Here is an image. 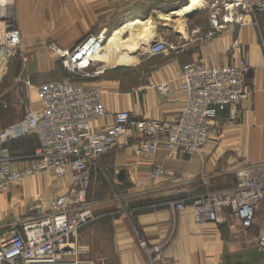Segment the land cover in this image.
<instances>
[{
  "label": "crops",
  "instance_id": "crops-1",
  "mask_svg": "<svg viewBox=\"0 0 264 264\" xmlns=\"http://www.w3.org/2000/svg\"><path fill=\"white\" fill-rule=\"evenodd\" d=\"M68 1L55 8L57 18L64 21L63 28L55 34L66 37L62 39L63 42L68 37L80 34L81 20H104L106 30L113 25L112 21H123L121 27L135 20L152 21L149 39L143 44L144 48L142 46L137 49L133 62L105 65L102 60L96 59L91 70L102 67L104 73L97 78L85 77L79 80V85L95 87L102 92L104 105L111 113L93 122L95 131L114 124L115 114L122 110L129 111L133 120L175 119L187 99L178 79L183 65L192 62H204L211 66L237 65L246 59L250 66L248 81L254 87V94L241 103L239 124L224 129V132L231 150L240 151V154L247 157H242L238 163L264 161V12L257 14L255 24H230L218 31L212 30L209 19L206 22L194 21L191 28L188 24L183 28L179 24L181 29L175 30L177 41L168 42L182 48L180 52L170 49L165 53L151 55V41L163 39V32L169 30L167 23L161 22L165 20L163 17L157 14L153 18L151 16L157 10L167 14L188 0ZM12 2L11 13L19 24L17 26L22 33V43L24 40L25 46H29L28 40L23 39L21 21L39 19L38 13L47 12L49 0ZM203 2L207 0L201 2V7ZM115 8L118 13L113 15ZM197 14V11H193L187 17L194 20ZM156 18L159 21H155ZM174 18L178 19V16ZM161 84H167L168 90L160 89ZM0 114L5 129L23 119L21 117V120L11 121L4 112ZM225 119L226 112H223L219 118L222 128ZM138 141L139 135L130 132L120 138L116 149L101 155L92 166L94 172L89 193L92 190L100 192L102 189L110 191L111 188L123 198L126 205L125 214L120 219H115L112 226L109 223L103 227L105 235H111L113 258L110 259L109 255L97 248L101 235L99 226H94L92 232L90 227L86 229L85 236L88 231L99 235V238H93V248L91 245L86 246L96 259L104 260L103 264H149V254L141 246L140 239L145 240L149 247L161 246L160 252L154 255V264H255L264 258V251L256 242L257 236L263 231L261 223L254 225L248 232L233 236L227 223L197 221L192 207L178 210L172 206L176 200L225 187L233 182L231 173L224 171L228 159L222 158L226 150L223 144L220 147L218 141H211L198 152L177 150L170 157L164 142H161L156 153L141 154ZM14 144L10 143L8 147L17 153L12 150ZM38 145L39 140L35 135L25 143V146L33 150ZM155 166L173 171L175 175L154 180L151 178V170ZM14 184L0 192V231H5L3 235L9 233V223L41 214L35 211L26 217L34 206L31 190H49L50 183L46 175L29 179L23 184V193ZM100 194L105 195L106 192L101 191ZM103 255L106 257L101 258Z\"/></svg>",
  "mask_w": 264,
  "mask_h": 264
},
{
  "label": "built area",
  "instance_id": "built-area-1",
  "mask_svg": "<svg viewBox=\"0 0 264 264\" xmlns=\"http://www.w3.org/2000/svg\"><path fill=\"white\" fill-rule=\"evenodd\" d=\"M12 0H0V80L22 48V33L11 13ZM259 12H264V0H213L209 22L213 31L230 24H255ZM102 35V34H101ZM92 35L73 50L61 51L64 64L72 71H84L87 78L100 77L105 69L95 68L94 59L79 58ZM103 38V37H102ZM103 42V40H102ZM180 47L164 39L149 44V53L158 55ZM250 66L246 59L237 65H208L192 62L183 65L178 75L186 103L172 120H133L127 110L115 114V123L95 131L93 122L109 116L102 92L95 87L80 86L70 81H51L37 87L41 109L30 111L18 123L0 131V192L35 172L52 170L57 175H71V189L43 206L44 213L9 223V233L0 237V264H95L83 257L89 250L80 244L81 230L93 219L88 193L92 184V166L103 154L116 149L119 140L130 132L139 135L141 154L156 153L165 143L171 157L177 150L193 153L203 149L217 134L221 113L227 121L236 119L242 102L254 94L249 83ZM160 89L167 91L168 85ZM34 134L39 145L30 164H17L18 155L8 145ZM236 182L196 196L172 202L175 209L192 207L197 221L227 223L233 236L248 232L261 223L258 247L264 250V161L240 162L233 168ZM175 172L160 166L151 170V178L174 176ZM149 254V264L160 245L149 247L140 239ZM258 264H264L262 259Z\"/></svg>",
  "mask_w": 264,
  "mask_h": 264
},
{
  "label": "rangeland",
  "instance_id": "rangeland-1",
  "mask_svg": "<svg viewBox=\"0 0 264 264\" xmlns=\"http://www.w3.org/2000/svg\"><path fill=\"white\" fill-rule=\"evenodd\" d=\"M65 1L67 2L68 0H49V7L47 9V12L38 13L39 19L29 18L21 21V25L24 29L23 39L28 40L29 46H25L23 40V47L19 51L18 55L10 60L6 72L3 74L0 80V112L1 113L4 112V114L7 115L6 117L11 121L19 120V119L21 120L23 116L26 114V111L28 110L30 112L41 109L42 106L36 94V89L39 85L51 81H70L76 85H79L78 84L79 80H82V78L86 79L83 76L84 71L74 72L69 66L64 64V58L61 57V51L73 50L78 46H80L82 43H84L92 35L95 36L102 34L101 36L103 38L102 37L100 38L101 40H103L102 45L107 46V48L104 49L105 52L103 51L104 54H106L107 51L114 52V50L111 49L112 48L111 40L113 36L117 34L122 38V41L128 39L127 41L133 42L134 40L137 39L138 36L141 35L142 32H148V28H150V26L152 25V21L150 20L149 21L135 20L121 27L123 21H112L113 25L111 27L109 26L108 30H106V25H105L106 21L104 20L101 21L81 20L80 32H79L80 34L78 35L79 37L78 36L68 37V40L66 39V41L63 42L62 39H65L66 37H59L58 35L55 34L60 29L63 28V24H64V21L62 19L57 18L55 8L56 6L62 4ZM191 1L195 2L194 8L191 10L189 14L184 16L185 22L182 23L181 21H176V20L173 21L172 20L167 21L163 19L162 21L160 20L161 22L167 23L169 27V30H165L163 32L162 37L164 40L169 42L177 41L175 34L176 29H181V27L183 28L186 24H188V26H190L191 28L193 26L194 21L195 22L208 21L209 14L212 9V1L207 0V2L209 1L208 7L206 6L207 2H203V6L201 7V2L203 0L201 1L188 0L186 3H189ZM182 5L178 4L177 6H182ZM196 10L198 14L193 18L194 20H191L190 17L189 18L187 17L193 11ZM117 13L118 10L117 8H115V12L113 13V15ZM156 20L159 21L157 18L155 19V21ZM179 24L181 25V27ZM17 25L19 26V24ZM76 38L77 40L75 41L74 39ZM63 46L68 47V49H65ZM122 49L123 46L121 42V50ZM181 49H179L178 51L176 50L173 51L179 53ZM124 52L122 51V54L119 55L116 59H115L116 55L111 53L110 58H108L109 56L104 55L103 58L100 57V60H102V63L105 65L108 64L112 65L113 63L119 64L123 62L124 60L122 59L125 58L126 55H128L126 58L127 61L123 63L128 64L130 62H133L135 59V54H133L130 50L129 52L126 51V54ZM240 114L236 116V119L233 120L232 122L227 121L226 118L225 119L226 121L224 123L225 125H223V128L222 125L220 124L217 134L214 135L209 141V142L218 141V143H220L219 144L220 147L222 144L225 146L224 148L226 150L224 151L222 158H227L228 160L226 162V167L224 171L226 173L227 172L231 173V179L233 180V182H229V184H227L228 186H231L233 183L236 182L233 166L236 167L239 164L238 160L246 156L240 154V151L231 150V148L229 147L230 145H227L228 141L226 140L224 129H231L235 125L239 124L241 119ZM3 129H5L3 127V117L0 114V131ZM30 135H34V134H30ZM32 137L33 136L24 140L21 139L22 141L17 142L16 144H14V146L12 145V150L14 152H17L16 154L13 152L12 153L18 155L19 159L17 160V164L20 166H26L30 164V161L33 156V149L25 146V143L27 142V140H29ZM18 152H20L22 155ZM93 172L94 171L92 170V173ZM45 175L47 182L50 183L49 190L44 191L41 188H38L37 190H31L32 194L34 195V197L32 198L33 199L32 204H34V206H32L31 209L29 210L30 212L28 211L29 213L27 212L26 217L29 216V214L34 213L35 211H39L38 213H44L43 206H48V203L52 199L65 195L71 189L72 186L71 175L70 174H67L66 176L57 175L52 170L35 172L29 177H26L21 181L13 184L15 185V187L18 186V190L21 193H23L24 192L23 184L25 181L36 177H44ZM220 188H224V187H220ZM101 191L102 192L105 191L106 194L101 195L100 194ZM101 191L99 192V190L96 191L92 190L91 193H88V203L91 204L94 219L81 230L79 242L80 244H84L85 246L94 245L95 240L93 238L96 237L99 238V235L98 234L94 235L91 232L94 226H99L98 231L99 234L101 235H100V239H98L97 241V248L102 253L109 255L111 259L113 258L112 245H110L111 235L109 233L105 235L103 227H106V225H108L109 223H111L112 226L115 219L118 218L120 219L121 216L125 214L124 209L126 208V205L123 203V198L120 195H117L111 188L110 191L104 189H102ZM20 198L21 196L19 195V199ZM19 203H21V201H19ZM88 227H90L89 229L91 232L89 233L88 231V235L86 234L85 236V231H87L86 229H88ZM4 233L5 231L1 230L0 237ZM86 248L89 251L86 254H82L83 257H88V256L91 257L92 260L95 262V264L96 263L103 264V262H105L104 260L96 259V256L93 255L94 253L92 254L90 249L88 247ZM261 251L263 252L264 250L261 249ZM103 257L106 256L103 255L101 258ZM261 260H259L255 264H258Z\"/></svg>",
  "mask_w": 264,
  "mask_h": 264
},
{
  "label": "bare ground",
  "instance_id": "bare-ground-1",
  "mask_svg": "<svg viewBox=\"0 0 264 264\" xmlns=\"http://www.w3.org/2000/svg\"><path fill=\"white\" fill-rule=\"evenodd\" d=\"M194 3L195 2L191 1L189 3L183 4L182 6L177 7L176 9H172L171 12H169L167 14H165L162 11L157 10L151 16V18H153V16L157 14L161 18L163 17L167 21L176 20V21H181L183 23V22H185L184 16L191 12V10L194 8ZM174 16L175 17L178 16V19H175ZM151 32H152V26H150V28H148V32L141 33V35L138 36L137 39L134 40L133 42L127 41L128 39L122 41V38L116 34L115 36H113V38L111 40V44H112L111 49H113L114 52L112 51L113 52L112 53L111 51H107L106 54H104V52H105L104 49H106L107 46L102 45L103 43H102V40L100 39L102 36L100 38H98V40H93L91 38V40L88 43H86V45L81 50L85 56L79 58L78 61H81V59L82 60L85 59V61L88 63L90 61L89 58H93L94 60L95 59L100 60V57L103 58L104 55H107V56H109L108 58H110L111 53L116 55V57H115V59H116L119 55L122 54V51L124 52V50H125V52H124L125 54H126V51L129 52V50L133 54H135L137 52V49L141 48L143 46V44L149 39L148 37L150 36ZM121 42H122V46H123L122 50H121ZM144 47L145 46H143V48ZM127 56L128 55H126V57L123 58L124 62L127 61V59H126ZM128 62H130V61H128Z\"/></svg>",
  "mask_w": 264,
  "mask_h": 264
},
{
  "label": "trees",
  "instance_id": "trees-1",
  "mask_svg": "<svg viewBox=\"0 0 264 264\" xmlns=\"http://www.w3.org/2000/svg\"><path fill=\"white\" fill-rule=\"evenodd\" d=\"M31 136L34 137V135H28V136H26V137H23V138H20V139L14 140V141H12L11 143H17V142L22 141V140H24V139H27V138H29V137H31ZM21 139H22V140H21ZM34 151H35V149L33 150V153H34ZM15 154H16V153H15ZM21 155H22V154H21Z\"/></svg>",
  "mask_w": 264,
  "mask_h": 264
},
{
  "label": "water",
  "instance_id": "water-1",
  "mask_svg": "<svg viewBox=\"0 0 264 264\" xmlns=\"http://www.w3.org/2000/svg\"><path fill=\"white\" fill-rule=\"evenodd\" d=\"M199 8H200V7H199ZM199 8H198V9H199ZM198 9H197V10H198ZM197 10H196V11H197Z\"/></svg>",
  "mask_w": 264,
  "mask_h": 264
}]
</instances>
